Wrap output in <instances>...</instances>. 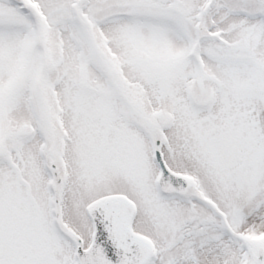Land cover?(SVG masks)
<instances>
[{
  "label": "snow or ice",
  "instance_id": "1",
  "mask_svg": "<svg viewBox=\"0 0 264 264\" xmlns=\"http://www.w3.org/2000/svg\"><path fill=\"white\" fill-rule=\"evenodd\" d=\"M0 264H264V0H0Z\"/></svg>",
  "mask_w": 264,
  "mask_h": 264
}]
</instances>
